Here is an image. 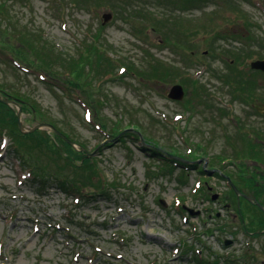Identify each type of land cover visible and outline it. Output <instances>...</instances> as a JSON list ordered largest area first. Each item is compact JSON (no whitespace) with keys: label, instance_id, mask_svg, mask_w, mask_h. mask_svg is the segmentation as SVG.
I'll return each instance as SVG.
<instances>
[{"label":"rangeland","instance_id":"obj_1","mask_svg":"<svg viewBox=\"0 0 264 264\" xmlns=\"http://www.w3.org/2000/svg\"><path fill=\"white\" fill-rule=\"evenodd\" d=\"M14 36L37 48L49 42L46 56L66 66L79 61L80 88L64 90L75 80L60 74L61 64L39 74L7 60L9 48L22 50ZM0 40L4 92L31 100L58 133L82 145L105 183L91 169L86 180L68 169L63 181L73 195L53 174H62V157L23 145L51 175L35 181L24 169L33 162L21 164L11 151L16 137L1 133L0 264H263L257 214L244 202L237 209L226 179L264 202L246 182L256 177L264 190V73L248 67L264 59V0H0ZM156 61L198 79L180 81L182 101L166 96L179 77H151ZM35 123L21 116L24 130ZM116 127L147 148L198 159L196 169L151 159L139 142L111 138ZM236 158L246 172L234 167ZM92 193L101 196L87 198Z\"/></svg>","mask_w":264,"mask_h":264},{"label":"trees","instance_id":"obj_2","mask_svg":"<svg viewBox=\"0 0 264 264\" xmlns=\"http://www.w3.org/2000/svg\"><path fill=\"white\" fill-rule=\"evenodd\" d=\"M157 24H161V21L156 23V25ZM1 34L4 35V31ZM14 38L15 39L18 38V40H21L22 36H19V37L14 36ZM93 41L95 42L96 38ZM1 46H2V43L0 42V57H4L5 54L2 52L3 50L1 48ZM19 46L22 47L21 52H19L18 49L16 50L14 48H9L12 56H8V57L5 56V58L7 60H10V62L11 61L15 62V59L19 58L23 63H25L28 66V67H26L22 64V66L24 68H28V69L33 68L39 74H44L45 72H48L50 74L51 73L50 69H52L57 63L61 64L62 67L64 66V68H63L64 70L62 72H60V74L68 76V77H70L72 75V79L75 80L74 84L72 83V81H69L68 85H66V86H68V88L65 87L64 90L65 91H77L80 88V86L78 85V82L82 79V75H81V72L79 71V67L77 66V63L79 61L73 65L67 64V66H66L65 60L60 59L61 57H57L56 55H50L51 58H49L48 56H46V53L51 51V47H50L49 42L45 43V46H47V47L49 46L48 48H45V49L44 48H37L33 44V40L26 38V39L21 40V42H19ZM93 46L88 47V50H87L88 53H90L95 48ZM52 47H53V45H52ZM35 49H37V50H35ZM59 54L63 55L62 53H59ZM30 56L31 57L33 56L35 58L34 62H32L29 59ZM81 56H82V53L79 55V58H81ZM111 67L113 68V66H111ZM127 68L128 67L126 66V69ZM150 68L152 71L150 75H151V77H154L156 80H158L160 77H163L164 80H170V79H172V77L177 76V77H179V80L176 83L181 84V85H182V83L184 84V82H186V80L193 81V82L198 80V79H193L192 77H189V79H187L188 73H184L183 75L179 76V73H177L179 68H177L175 66L171 67L168 64H165V63L163 64V62L160 63L159 61H156V64L150 65ZM58 78H59V76H57V79ZM229 79H230V75L227 77V80H229ZM42 81H44V80H42ZM233 81H235V79ZM245 83H248L250 85V87L248 89H251L253 87V84H254L251 81L245 82ZM238 88H239V90L243 89L242 87H238ZM255 92H254V94H255ZM0 97L4 100H10V101L15 102L19 106V109L21 110L20 111L21 114L23 115V114L28 113L30 115V121L36 122L35 125L43 124V125H47V126L52 127L54 130H57L55 123L53 121H51L48 116L44 115L43 112L40 111L38 106L37 105L35 106L34 103L31 100H29L28 98L21 97L17 93L12 94L9 92H4V89L1 85H0ZM88 107H90V106H88ZM14 111H15V109L13 110V108L11 106L5 105L4 103H0V134L1 133L2 134L9 133L11 135L13 134L16 137V139L10 138L12 141L11 145L14 146V148H11V151L20 160V162L22 164L25 165L26 164L25 162H28L27 164H29V162H33V164L31 166L26 165V166H29V167H27V169H29L28 172L30 174H32L31 176L33 177V180L36 181V180L41 178L40 181L42 182V178L44 176H51V175L42 174L40 169H39V166L37 165L38 160L36 161V158L32 154H31V157L29 158L27 152L24 151V146L25 147H28V146L31 147L32 144L37 146L36 150L40 154L42 152L41 150H44V152H47V155L50 158H51V155L56 160L60 156L62 157L61 160H62L63 165L59 166V169L57 168L59 172L64 173L68 169L71 171L75 170V172L80 173V176H82L84 178V180H86V179H89V175H87V172H89L91 169L93 174L95 175V178L97 177V175L100 177L99 179L101 182V186L102 187L105 186V183L102 179L100 171L98 170V167H97L98 164H97L96 160L94 158H90L88 156V154L84 151V148L82 145L79 146L76 143L72 142V140H70L69 136H65V137L67 138V140L71 141L76 146H78L79 150L73 149L66 142L62 141L59 136L57 137L56 135H55L56 138H54V140H53L54 142L52 141L53 142L52 143L48 136L42 137V136H40V134L37 131H35L33 133H29V134H22L18 130L17 122H16L17 121L16 112H14ZM95 113L93 114V117H94ZM99 127H100V125H99ZM100 128L102 131L105 130V128L103 126H101ZM131 130L133 132V130H135V129L132 128ZM114 132H115L114 135L111 137L113 139L120 140V139L127 138V139L134 141V142H141L138 135H136V134L134 135L133 133L127 134L121 128L116 127ZM122 136H124V137H122ZM143 141H144L145 145H141V147L143 148V149L141 148V150H142V152L145 153V155L151 157V159H155L156 161H158L160 163H166V166L172 168L173 170H175L176 168H179V170H182V167L184 168L183 169L184 171H188L190 169H196L197 165L195 163V160H198V159H191V160L187 159V162H178V161L169 159L168 158L169 154H163L160 150L155 148L156 146L155 147L150 146L149 148H147L146 141L145 140H143ZM30 150H32V152L35 151V149H30ZM18 151H21V152H18ZM19 154H21V155H19ZM33 154H34V152H33ZM187 155L190 156V154H188V153H187ZM173 156H175V155H173ZM250 158L251 159H249V160H251L253 162L258 161V160H256V158H252V157H250ZM29 159H31V161ZM222 160L223 159H220V161H222ZM234 160H235V162H239L240 158L239 159L236 158ZM258 162H261V161H258ZM234 165H236V163H234L233 166ZM48 166H49V161H48ZM234 167H236L237 171L240 173H243L242 171H245V172L247 171V169L245 168L246 166L245 167L242 166V162H239V164H237ZM63 173L62 174L53 173L54 175H56L55 180L56 181L61 180L62 182H57V183L60 184L63 189H67L68 191H71L74 195L75 192L72 190L70 185L67 184L68 182L63 181L67 177V176L63 175ZM218 173L219 172H216L217 176H219ZM262 179L264 180V177H262ZM240 180H241V178H240ZM246 182H248V187H250L251 190H254L256 193H258L259 195H261L264 198V190L263 189L259 190V186L256 185V182H257L256 177L255 178L253 177L252 179H249ZM227 185H228V183H227ZM240 190H241L240 188L239 189L237 188V191L240 192ZM229 191L232 193V196L237 200L235 192L231 188ZM100 196H101V194H99V193H92L87 198H93V197H99L100 198Z\"/></svg>","mask_w":264,"mask_h":264},{"label":"water","instance_id":"obj_3","mask_svg":"<svg viewBox=\"0 0 264 264\" xmlns=\"http://www.w3.org/2000/svg\"><path fill=\"white\" fill-rule=\"evenodd\" d=\"M102 17V20H103V24L107 23L111 18L112 16L110 15V13L108 14H103L101 15ZM249 67L251 70H255V71H260L262 73H264V60H256L255 61H252L250 64H249ZM167 94V98L170 99V100H173V101H182L183 97H184V90H183V87L181 85H173L169 88L168 90V93ZM0 102L4 103L5 105H12V106H15L17 107V111H16V119H17V126H18V129H19V132L22 133V134H28V133H32L36 130H39V129H42V128H49L51 129L52 131H54L64 142H66L70 147H73L75 146L74 143H72L71 141L67 140L66 137H64L62 134L58 133L56 130H54L52 127L50 126H47V125H36L32 128H29L27 130H24V126H22L21 124V112L18 105L13 102V101H10V100H4L0 97ZM23 129V130H22ZM127 132H131V131H127ZM126 132V133H127ZM74 148V147H73ZM170 159L172 160H175V161H178V162H184V160H182L181 158H178V157H175V156H169ZM233 190L235 191V194L237 197L239 196H243L246 200L248 201H252L251 198L247 197V196H244L242 195L239 191H237L234 186H233ZM216 197H212V199L214 200ZM190 215H192L193 213L191 212V210H188ZM228 242H226L225 244H227ZM225 245V246H226Z\"/></svg>","mask_w":264,"mask_h":264},{"label":"flooded vegetation","instance_id":"obj_4","mask_svg":"<svg viewBox=\"0 0 264 264\" xmlns=\"http://www.w3.org/2000/svg\"><path fill=\"white\" fill-rule=\"evenodd\" d=\"M241 191H243V190H241ZM241 194L248 197V195H246L244 192H241ZM249 198H251L252 201H248L243 196H239L237 198L238 203H235V202L234 203H235V205L239 211H240L239 206H241V202H244L243 206L251 208L252 211L254 210V212H256L257 216H256L254 222H256V224L260 227V230L258 231V233L261 234L260 236H262V235L264 236V229L262 228V226L264 227V222H263L264 221V202L258 201L257 198H253V197H249ZM224 206L225 205H222V207H224ZM245 212H247V211H245ZM183 213L186 216H188V214L185 211H183ZM240 215L242 216V213H240ZM243 218H241V223L245 226V222H244ZM246 231H248L247 227H246ZM248 232H250V231H248ZM263 264H264V262H263Z\"/></svg>","mask_w":264,"mask_h":264},{"label":"bare ground","instance_id":"obj_5","mask_svg":"<svg viewBox=\"0 0 264 264\" xmlns=\"http://www.w3.org/2000/svg\"><path fill=\"white\" fill-rule=\"evenodd\" d=\"M193 152V151H192Z\"/></svg>","mask_w":264,"mask_h":264}]
</instances>
